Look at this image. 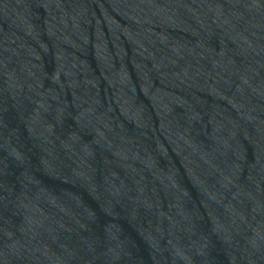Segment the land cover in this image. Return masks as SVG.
<instances>
[{
    "label": "water",
    "instance_id": "water-1",
    "mask_svg": "<svg viewBox=\"0 0 264 264\" xmlns=\"http://www.w3.org/2000/svg\"><path fill=\"white\" fill-rule=\"evenodd\" d=\"M0 264H264V0H0Z\"/></svg>",
    "mask_w": 264,
    "mask_h": 264
}]
</instances>
